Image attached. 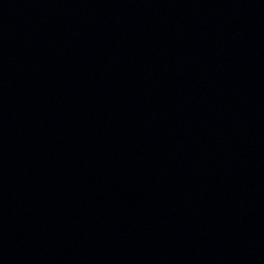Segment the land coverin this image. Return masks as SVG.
I'll return each mask as SVG.
<instances>
[{
  "label": "water",
  "instance_id": "95a60500",
  "mask_svg": "<svg viewBox=\"0 0 264 264\" xmlns=\"http://www.w3.org/2000/svg\"><path fill=\"white\" fill-rule=\"evenodd\" d=\"M0 264H264V0H0Z\"/></svg>",
  "mask_w": 264,
  "mask_h": 264
}]
</instances>
